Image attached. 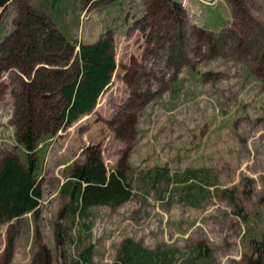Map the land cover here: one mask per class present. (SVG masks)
<instances>
[{"label": "rangeland", "instance_id": "obj_1", "mask_svg": "<svg viewBox=\"0 0 264 264\" xmlns=\"http://www.w3.org/2000/svg\"><path fill=\"white\" fill-rule=\"evenodd\" d=\"M52 33L75 46L109 38L115 51L111 83L94 110L69 125H54L55 94L30 86L38 69L64 70L67 48ZM31 37L41 55L35 63L23 53ZM4 41L0 163L23 157L17 136L29 95L43 197L38 215L0 224V264L10 237V264H43L42 246L49 264H75L88 248L89 264H112L126 240L148 251L175 249L177 259L199 243L207 264L247 263L251 235H264V0H12L0 10ZM70 61L73 71L76 52ZM93 155L108 171L126 173L132 198L73 214L60 187ZM153 170H165V180L152 182ZM188 170L203 171L194 182L207 194L196 188L193 201L180 202L187 184L174 176ZM223 189L235 190L246 222Z\"/></svg>", "mask_w": 264, "mask_h": 264}, {"label": "trees", "instance_id": "obj_2", "mask_svg": "<svg viewBox=\"0 0 264 264\" xmlns=\"http://www.w3.org/2000/svg\"><path fill=\"white\" fill-rule=\"evenodd\" d=\"M57 1L53 0L54 5ZM106 1L114 0H84V3L90 5L95 2ZM10 2L12 0H0V10ZM49 36L51 40L55 41L56 46L63 45L64 50L67 48L65 51L67 58L61 59V67L64 70L60 67L52 70L38 69L36 73L38 79L35 77L30 86L31 89L35 88L39 95L45 90L55 94L54 107L49 108V112L54 116V125H69L82 116L91 113L97 105V100L111 83L112 75L117 66L115 51L109 38L100 39L92 44L75 46L70 41L65 39L63 41L54 33ZM31 38L30 43H26L24 46L23 53L29 54L28 63H35L41 60V55L36 51L37 45L34 43L33 37ZM6 43L7 41L2 42L0 52L3 53L6 50ZM43 50L44 48H42ZM48 51L46 49V52ZM75 52L77 65L72 71L73 64L71 69L65 67H68ZM44 62L48 61L44 60ZM61 70L66 74L65 76H62L64 73ZM25 99L26 107L22 113L23 125L17 136V143L23 150V157L20 159L16 155L7 156L0 163V224L21 219L27 214L38 215L43 197L39 181L41 164L37 143L38 131L34 126L31 96L27 95ZM201 172L203 171L188 170L181 175L176 174L174 176L176 180L187 184L184 193L179 195L180 202L193 201L195 198L191 194L193 189L198 188L203 191L202 186L194 182L197 174ZM166 174L165 170H153L149 173L148 178L152 179V182H156L157 180H165ZM203 174L202 182L208 188L213 187L214 185L208 181L207 175ZM128 181L125 172L121 170L108 171L99 156L93 155L86 164L72 168L70 178L62 184L59 192L62 196L69 197L71 205H74L71 211L73 214L83 213L89 208L100 205L116 207L129 201L132 198V191ZM243 182L244 194L248 197L252 194V180L245 177ZM200 190L198 193L201 192ZM202 194H207V192L203 191ZM202 194H199L196 199H201ZM220 194L233 206V214L242 222H246L247 214L240 199L236 196L235 190L223 189ZM262 202H264V195L259 199V203ZM251 236L258 238L254 235ZM254 238L247 244L250 248V255L246 264H264V235L260 239ZM187 248L186 253L180 252L177 259L176 254L179 251L175 249L151 252L142 249L138 244L131 243L130 240H126L119 251L117 260L112 264H202V261L207 264L209 262V254L204 245L198 243ZM13 249L14 237H10L3 253V264L11 263ZM41 249L45 254L43 264H49L48 251L44 246ZM91 256V249L88 248L81 253V261H77L75 264L80 262L89 264L91 263Z\"/></svg>", "mask_w": 264, "mask_h": 264}, {"label": "crops", "instance_id": "obj_3", "mask_svg": "<svg viewBox=\"0 0 264 264\" xmlns=\"http://www.w3.org/2000/svg\"><path fill=\"white\" fill-rule=\"evenodd\" d=\"M9 4H10V3H9ZM9 4H8V5H9ZM8 5H7V6H8ZM151 252H154V251H151Z\"/></svg>", "mask_w": 264, "mask_h": 264}]
</instances>
